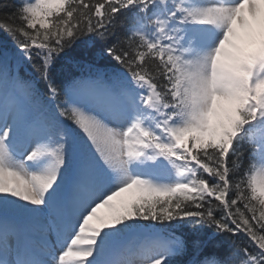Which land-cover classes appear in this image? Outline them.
Here are the masks:
<instances>
[{"label": "snow or ice", "instance_id": "6c2138e0", "mask_svg": "<svg viewBox=\"0 0 264 264\" xmlns=\"http://www.w3.org/2000/svg\"><path fill=\"white\" fill-rule=\"evenodd\" d=\"M0 32V264H264V0H0Z\"/></svg>", "mask_w": 264, "mask_h": 264}, {"label": "trees", "instance_id": "16d2710c", "mask_svg": "<svg viewBox=\"0 0 264 264\" xmlns=\"http://www.w3.org/2000/svg\"><path fill=\"white\" fill-rule=\"evenodd\" d=\"M10 2L11 3H19V0H10ZM0 34H1V36H3V38L5 37V33H3V32H0ZM8 42H10V41H8ZM245 148H248L249 146L247 145V144H244L243 145ZM245 163L247 164L248 163V161H247V157H246V159H245ZM206 228H207V226H205ZM179 234V233H178ZM234 238H239V239H244L243 238V235L241 234V237H234ZM246 242V241H245Z\"/></svg>", "mask_w": 264, "mask_h": 264}, {"label": "bare ground", "instance_id": "6f19581e", "mask_svg": "<svg viewBox=\"0 0 264 264\" xmlns=\"http://www.w3.org/2000/svg\"><path fill=\"white\" fill-rule=\"evenodd\" d=\"M4 40V38H3V36H1V34H0V41H3ZM9 43V45H10V42H8Z\"/></svg>", "mask_w": 264, "mask_h": 264}]
</instances>
